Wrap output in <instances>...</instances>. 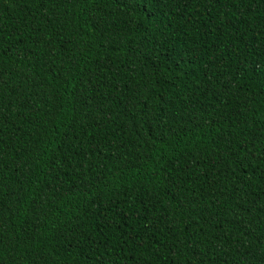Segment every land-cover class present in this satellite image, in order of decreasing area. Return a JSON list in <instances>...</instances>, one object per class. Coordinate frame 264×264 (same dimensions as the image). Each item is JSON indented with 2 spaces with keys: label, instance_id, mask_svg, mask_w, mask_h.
<instances>
[{
  "label": "trees",
  "instance_id": "trees-1",
  "mask_svg": "<svg viewBox=\"0 0 264 264\" xmlns=\"http://www.w3.org/2000/svg\"><path fill=\"white\" fill-rule=\"evenodd\" d=\"M0 264H264V0H0Z\"/></svg>",
  "mask_w": 264,
  "mask_h": 264
}]
</instances>
